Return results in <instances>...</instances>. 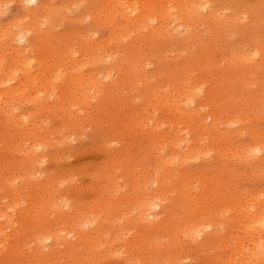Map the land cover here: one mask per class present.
<instances>
[{"label":"rangeland","instance_id":"obj_1","mask_svg":"<svg viewBox=\"0 0 264 264\" xmlns=\"http://www.w3.org/2000/svg\"><path fill=\"white\" fill-rule=\"evenodd\" d=\"M199 2L0 0V264H249L232 220L264 215V0ZM213 208L224 240L201 249Z\"/></svg>","mask_w":264,"mask_h":264},{"label":"bare ground","instance_id":"obj_2","mask_svg":"<svg viewBox=\"0 0 264 264\" xmlns=\"http://www.w3.org/2000/svg\"><path fill=\"white\" fill-rule=\"evenodd\" d=\"M27 1L29 2V4L30 3L32 4L36 0H27ZM124 4H125V2H124ZM209 7H210L209 0H200V2L196 5V8H197V10L200 13L207 12L209 10ZM126 11L127 10H125V12ZM106 13H108V12H106ZM13 40L15 42H18V45L16 47H14V50H15L14 52L17 54V57H18V59H17V61L15 63L14 69H17L19 67H23V68H20L19 71H21L23 73L24 79L28 78L29 74L27 73V69L30 68V62H29V60L27 58H25V54L29 53L30 49H29L28 46H25L23 44L26 41V37H25L24 34H18V35L15 36V38H13ZM253 57L256 58V55H254ZM11 72L6 73L7 80H6V82L2 81V84H6V83L8 84L9 82L11 83L12 80L15 78V77L12 78L13 74H11ZM10 74H11V76H9ZM24 83H26V84H24ZM30 83H31L30 81L25 79V81L22 83V84H24L23 85V87H24L23 91H25V90H27V89H29L31 87ZM97 84L98 83H95V86ZM6 87L8 88V86H6ZM98 87H99V84H98V86L96 88H98ZM13 93H16V92L7 93L5 95L9 96V95H11ZM194 113H196V111H194ZM171 160L172 159L166 160V164H168ZM173 165H174V163H173V161H171V163L168 164L167 166L171 167ZM155 183L158 186V194L159 195H163V194H165L167 192V191H164V189L166 187H168V183H169L167 176H165L164 174H160V176L156 179ZM152 202H153V200L146 199L143 202V206L142 207H140V208L137 207V212L140 213V217H138V219L141 220L142 222L145 219L149 220V217H151L153 215V209L155 207L154 206L155 202H154V204H152ZM255 211H256L255 208L251 209L249 207L245 208V207L241 206V207H239V210L237 211L238 217H236L235 219L232 220L234 222L236 220L238 223H241L242 221H244V223L247 222L246 225H247V230L249 232L248 242L250 244H253L254 248L252 250H248V251H246V249L243 250L242 244H241L242 242H239V239H238V243H239L240 246L235 245L232 248V252H233V255H239L242 252H244V255L247 256L249 264H259L260 262H262L264 264V235H263V233H260L261 231L264 230V215L256 214ZM206 212L208 213L207 216H208V219H209V222H210V224H208V225L212 226L214 228V231L211 232V233L206 234L207 236H205L206 239H205L204 243L201 245V247H200L201 249H203V248L207 249V247H209V245H211L212 242H215L217 244V243L222 242L224 240L223 234L221 233V230L218 228V226L222 227L224 222H220L221 219L219 220V217L216 214L214 208L210 209V210H207ZM225 212L226 211L222 212V216L225 215ZM202 220H203V218H201L200 220H198V218L194 219L192 221L193 226L191 228H189V227L182 228L181 231H180V233H181L180 236L184 237L186 240H189L191 242L197 240L198 238H201L202 235H205V233H203V232L206 231V230L204 231V229L206 227L204 228V225H202L203 228H204L203 229L202 226H201V221ZM205 221H207V220H205ZM83 224L84 225H82V226L91 225V220H87ZM148 227H149L148 229H150V230H155V231L159 230V227L155 228L154 225H150ZM207 228H209V227H207ZM178 230H176V232ZM47 237H46V239L44 238V239H41L40 241L41 242H45V241L53 238V236L52 237L51 236L50 237L47 236ZM199 251H201V250H199ZM245 251L248 252V254Z\"/></svg>","mask_w":264,"mask_h":264}]
</instances>
